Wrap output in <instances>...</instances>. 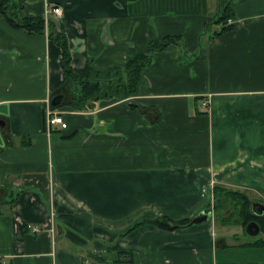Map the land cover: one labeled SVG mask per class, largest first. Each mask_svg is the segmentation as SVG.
<instances>
[{
	"label": "crops",
	"instance_id": "1",
	"mask_svg": "<svg viewBox=\"0 0 264 264\" xmlns=\"http://www.w3.org/2000/svg\"><path fill=\"white\" fill-rule=\"evenodd\" d=\"M8 3L20 18L61 7L48 21L75 70L122 67L167 36L182 49L153 53L134 96L56 108L67 127H48L61 50L0 14V264H125L119 252L132 264H264V248L228 246L213 217L216 186L264 204V0L233 1L220 35L205 27L218 0ZM209 211L204 225L125 233Z\"/></svg>",
	"mask_w": 264,
	"mask_h": 264
},
{
	"label": "trees",
	"instance_id": "2",
	"mask_svg": "<svg viewBox=\"0 0 264 264\" xmlns=\"http://www.w3.org/2000/svg\"><path fill=\"white\" fill-rule=\"evenodd\" d=\"M232 0H218V11L206 24V28L211 25L221 26L220 32L215 35L231 29L233 26L226 25L228 19L233 17L231 10ZM0 14L13 27L26 32L27 34H46L49 41L53 42L61 50L60 67L62 70V94L64 101L59 107H67L72 112L80 113L85 111L91 103L120 102L124 101L136 94L137 86L141 75L150 66L152 54L160 52L170 45H177L182 49V43L177 36H167L160 40L151 41L145 53L139 54L128 60L122 67H111L103 72L94 71L91 64L82 70H75L71 66V57L68 42L64 34L60 33L55 24L52 22L45 25L43 18H20L16 6H10L8 0H0ZM58 107V108H59ZM214 206L213 211L216 219L221 216V210L226 205L231 204L232 212L221 220L222 226H227L231 222V218L235 215L239 219L232 221L233 224H241L245 235V227L250 222H255L260 228L259 235L263 238L254 237L250 243L243 244L244 247L264 248V214L255 216L251 212V202L248 197L237 191L226 190L222 187H214ZM230 208V207H229ZM193 219V218H192ZM192 219L172 220L166 216L155 217L152 219H143L133 225L125 233L129 234L135 229L142 226H153L163 231L172 232L180 229L191 227ZM216 222V221H215ZM248 236V235H247ZM226 245H223V248ZM122 257V260L119 259ZM98 262L106 261L104 258H95ZM132 253L119 252L116 255L115 262L132 264Z\"/></svg>",
	"mask_w": 264,
	"mask_h": 264
},
{
	"label": "rangeland",
	"instance_id": "3",
	"mask_svg": "<svg viewBox=\"0 0 264 264\" xmlns=\"http://www.w3.org/2000/svg\"><path fill=\"white\" fill-rule=\"evenodd\" d=\"M235 1V0H232V2ZM213 26V25H211ZM230 207V208H229ZM221 212V216L218 215L219 219H216V216H215V213L213 212V217H214V220L216 221V232H217V235L224 239L225 240V243L228 245V246H232V245H243V244H246V243H251L254 239L252 237H249L247 235H245L243 233V228L241 226V224H233L232 221L234 222V220L237 221L238 216H234L233 218H231V222L228 223L227 226H222L221 225V220L224 218V217H227L229 214H231L232 212V209H231V204L229 202L228 205H226V207L220 211ZM210 218L208 220H212L211 219V216H209ZM208 223V221L206 222ZM204 223V224H206ZM204 224H201V225H204ZM258 238H263L262 235H259ZM219 242H222L221 239ZM243 248H252V247H244ZM218 253L220 252V250H225L227 249L226 247L222 248H218Z\"/></svg>",
	"mask_w": 264,
	"mask_h": 264
},
{
	"label": "water",
	"instance_id": "4",
	"mask_svg": "<svg viewBox=\"0 0 264 264\" xmlns=\"http://www.w3.org/2000/svg\"><path fill=\"white\" fill-rule=\"evenodd\" d=\"M64 101V96L63 95H57L55 97H53L50 100V103H48L50 105L51 109H56L58 108L62 102ZM1 125H3V123H1ZM251 212L255 215V216H261L264 214V204L262 203H252L251 205ZM209 216H211L210 212H201L198 215L195 216V218L192 219V221L190 222V225H201L204 224L208 221V219L210 218ZM245 232L249 237H256L259 235L260 233V228L258 227V225L255 222H250L249 225H247L245 227ZM223 243L222 242H218L216 244L217 247L222 246Z\"/></svg>",
	"mask_w": 264,
	"mask_h": 264
},
{
	"label": "built area",
	"instance_id": "5",
	"mask_svg": "<svg viewBox=\"0 0 264 264\" xmlns=\"http://www.w3.org/2000/svg\"><path fill=\"white\" fill-rule=\"evenodd\" d=\"M62 14V8L59 6L56 7H51L50 9H47L45 11V16H44V20H45V25H47L48 22V17L50 15H55L57 17H59ZM234 24V20L233 19H228L226 22V25H233ZM47 104V108H46V117H47V125L48 127L50 126H60L61 129H65L67 126L64 123L62 117H60L61 115L58 113L53 112L50 108H49V104L48 102Z\"/></svg>",
	"mask_w": 264,
	"mask_h": 264
}]
</instances>
